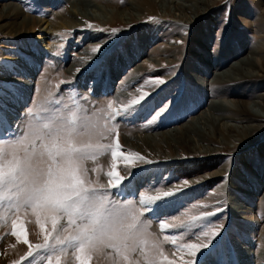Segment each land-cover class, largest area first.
Returning <instances> with one entry per match:
<instances>
[{"label": "rangeland", "instance_id": "obj_1", "mask_svg": "<svg viewBox=\"0 0 264 264\" xmlns=\"http://www.w3.org/2000/svg\"><path fill=\"white\" fill-rule=\"evenodd\" d=\"M49 1L0 0V9L12 3V8L20 13L21 20L17 23L25 21L19 29L13 30L12 19L0 17V68L5 69L0 81L5 82L9 90L4 99L7 117L4 128L11 124L8 120L10 107L22 96L29 71L36 72L37 76L26 107L21 115L17 114L21 116L18 126L26 122L27 107L36 112L37 106L49 97L60 100L55 107L74 108L78 104L89 116L103 123L111 112L107 107L110 101L113 108H120L142 92H150L143 107L125 118H118L122 151L137 152L146 160L154 161L141 163L137 160L136 168L123 160L116 161L121 175L128 176L135 171L138 177L121 199L134 200L137 207H141L139 194L156 195L179 187L182 191L167 198L166 206L147 216L149 231L155 238L162 242L165 235L171 234L177 237V245L200 243L205 238L201 236L197 240L193 233L212 228L221 234L211 252L204 250V255L199 257L201 264L205 259L207 264H264V119L250 122L259 127L260 132L244 134L237 139L230 135L233 140L223 145L219 140L230 136L210 126L204 129H211L213 139L206 135L205 140L200 141L192 135L189 141L193 145L182 144L175 146L176 149L164 143L154 145L158 153L140 152L135 145L129 146L126 142L128 137L181 127L197 115L208 114V107L214 102L228 106L221 113L229 125L241 126L246 124L240 123L242 120H254L252 115L239 112L233 101L258 102L264 106V0H212L209 6L199 8L182 20L169 11L162 13L158 0H83L89 5L86 9L90 18L73 9V0ZM127 8L136 9L137 19H122ZM102 19L107 22L102 23ZM5 24L13 29H5ZM97 45L101 46L100 50L93 52ZM254 49H260L252 69L258 76L234 85L221 84L213 78L219 68H228ZM210 62V74L204 75L208 71L202 65ZM216 63L220 64L218 69L213 68ZM198 70L202 77H194ZM155 78L165 83L152 88ZM239 93L241 96H234ZM85 95L89 99L85 100ZM166 102H173L167 111L162 107ZM251 110L264 117V108ZM108 123L111 125L112 121L109 119ZM16 124H11L5 139L12 138ZM114 137L115 133L100 142L111 144ZM203 147L213 152L208 154ZM112 163L109 152L87 161L86 166L98 170L90 171L93 180L99 174L100 183L107 185L106 173L111 170ZM246 165H251V170ZM185 168L190 169L191 174L182 177L180 173ZM214 172H219V178L207 181L208 175ZM185 180L187 185L183 184ZM246 190L254 193L251 199L240 192ZM205 212L215 215L187 229L169 231L159 226L161 221L169 225L188 224L193 217ZM13 219L24 224L30 243H40L43 239L31 208L21 209L18 215L6 208L0 209V264L39 261L37 256L22 259L28 246L18 243L11 235ZM162 251L174 264H183L190 258L171 242L163 243ZM134 259L144 264L143 257L138 254ZM61 264H78L72 250L61 256ZM89 264H113V260L99 254Z\"/></svg>", "mask_w": 264, "mask_h": 264}, {"label": "snow or ice", "instance_id": "obj_2", "mask_svg": "<svg viewBox=\"0 0 264 264\" xmlns=\"http://www.w3.org/2000/svg\"><path fill=\"white\" fill-rule=\"evenodd\" d=\"M100 48L97 45L93 52ZM4 71L0 68V75ZM164 83L163 79L155 78L151 87ZM8 92L5 82L0 81V209L6 208L18 215L21 209L31 208L43 234L40 243L32 244L24 224L18 219L12 220L11 235L18 243L28 246L22 259L37 256L39 261L33 264H61V256L72 250L78 264H89L99 254L111 257L113 264H139L134 259L137 254L143 257L144 264H158V261L159 264H174L162 251V244L171 242L178 251L186 252L190 257L183 264H201L199 257L204 255V250L211 252L215 247L214 242L221 233L212 228L193 233L197 240L203 236L202 242L181 245L176 244L175 235L167 234L161 242L149 231L148 214L154 215L160 207L166 206L167 198L175 196L181 188L156 195L139 194L141 207H137L134 200L121 199L138 177L135 171L128 176L121 175L116 161L123 160L132 168L137 167V160L141 163L154 161L146 160L137 152L122 151L118 118H125L143 107L150 92H142L120 108H113L110 101L107 107L111 112L103 123L89 116L78 104L74 108L55 107L60 100L49 97L37 106L36 112L27 107L26 122L17 127L12 138L5 139L12 128L11 124L4 128L7 120L4 99ZM84 99L89 97L85 95ZM172 103L166 102L162 107L167 111ZM113 133V143L100 142ZM109 152L113 163L106 173L107 185H104L100 183L99 174L95 180L90 177V171L98 170H90L86 162ZM183 184L187 185L188 181ZM213 215L214 212H205L200 217H193L188 224L169 225L161 221L159 226L161 230L169 231L187 229ZM109 249L111 251H106Z\"/></svg>", "mask_w": 264, "mask_h": 264}, {"label": "bare ground", "instance_id": "obj_3", "mask_svg": "<svg viewBox=\"0 0 264 264\" xmlns=\"http://www.w3.org/2000/svg\"><path fill=\"white\" fill-rule=\"evenodd\" d=\"M59 1L58 0H55V1L51 0V1H49V3H56ZM66 2H71V1L68 0ZM156 2L160 5L162 13L165 14L166 11H169L170 14L172 13L171 15L174 14L176 17L178 16L179 18H181L180 20H182L183 18L187 19L188 18L187 16H189V14L192 15V14L196 13V11H198L199 8L201 9L203 7L209 6L210 3L212 2V0H179V1L158 0ZM187 3H189V4H187ZM11 4L12 3L5 4V6L2 9H0L1 10L0 11V17H2L3 20L10 17L9 19H12L11 24L14 25V29L13 28L12 29L17 30L21 27V25L25 24V21L22 20L19 23H17L18 20L20 19V13L18 12V10L12 8L13 6ZM84 4L85 3L83 0H73L71 3V6L73 7L74 10H77L76 12H80L84 17L87 18V17H89V14H88V11L86 8L89 5L85 4L86 6H84ZM146 4H148V2ZM83 6H84V8H83ZM169 6H171V7H169ZM135 11H136V9H134V8H127L122 13V14H124V15H122L123 16L122 19L126 20V21L127 20L129 21L131 18L137 19V17L134 15ZM106 20L102 19V23L105 24V22H107ZM46 22H48V21H46ZM49 25H50V23H48L47 28H46L48 30V32L51 29V28H49ZM67 25H68V23H67ZM3 27L5 29L6 28L11 29L10 28L11 25L5 24ZM46 34H49V33H46ZM203 46L204 45H202L201 47L204 48ZM258 50L260 51V49H258ZM258 50L254 49L252 51H249V53L247 55H245L243 58L238 59L235 63L230 64V66L226 69L219 68L220 64L216 63L215 64L216 66H214L213 68H215V69L219 68V72L213 78H215L218 81V83L234 85L237 83L244 82L245 79H247V78L252 79L254 76H258V75H254V73L252 72V69L255 68V64H256L255 63V56L258 53ZM204 58L205 57L203 56L202 60ZM211 63L212 62H210L209 65H206V64L202 65L201 64L202 66H204V68H206L205 71H208V73H204V75L210 74L209 71H210ZM208 66H210V67H208ZM262 70L264 71V67H262ZM140 71L141 70H139L138 72H140ZM36 74H37L36 72L29 71L28 81L25 82L22 86V91H21L22 94H20L22 96H20L19 99L14 102L12 107H10V111L8 114V120L13 125H15L18 121H20L21 116L18 117L17 114H20L22 109L24 107H26V105H27L26 102L29 99V96H30L29 94H30L33 86H35V80H36V76H37ZM198 76L202 77V74L199 72V70H198V72H196V71L194 72V77H198ZM234 96H241V94L240 93L234 94ZM233 103H234L233 105L236 107V109L239 112L247 113L249 116L252 115L254 120L250 119L247 122L242 120V121H240V123H246V124L241 125V126L229 125L227 122H225V121H227V118L225 116H223V113H221V111L222 112L226 111L228 106L226 107L225 105L220 104V103H219V105H217V103L214 102V103H212V105H210L208 107V110H209L208 114H206V112H205L204 114L197 115V116H195V118H193V120L182 125L181 127L178 126V128H176V127L169 128L171 130H166L163 132H154L152 135L147 134V135H141L139 137L138 136H134L132 138L128 137V138H126V142L129 146L135 145V148L137 150H139L140 152H144L146 150L148 152L158 153V149L156 147H154V145L157 146L158 144L164 143L167 147H171V148L176 149L175 146H181L182 144L185 146L191 145L192 143L189 140H192V137H191L192 135L194 137H198L200 139V141L205 140L204 137L206 135H208L209 139L210 138L213 139L211 132H210L211 129L210 130L204 129L206 126H210L211 128H215L218 132L225 131L229 136L230 135L233 136L234 139H237L244 134L260 132L261 130L259 129V127H257L256 125H253V123H250V122L256 121V120L260 121V120L264 119V117L257 115L256 113H253L251 108H255V107L264 108V106L258 102H253L252 104H248V103H245L241 100L233 101ZM209 113L211 114V116L209 115ZM221 122H223L222 126H220ZM203 133H204V135H203ZM231 136L229 137V139L223 138V140H219L218 143L223 145L225 141L233 140V138ZM193 149H194V147H193ZM202 149H204L205 152H208V154L213 152V150H211L208 147H205V148L203 147ZM250 166L251 165H248V166L246 165V168L248 170H251ZM221 174H222V172H221ZM208 176H209V179L207 177V181H210L213 179H218L219 178L218 176H220V175H219V172H214L212 174H209ZM259 177H260V175H259ZM240 192L244 193L246 195V197H248V199H251L253 194H254L253 192L248 191V190L240 191ZM236 210H237V208H236ZM207 263H208L207 259H205L202 262V264H207Z\"/></svg>", "mask_w": 264, "mask_h": 264}, {"label": "trees", "instance_id": "obj_4", "mask_svg": "<svg viewBox=\"0 0 264 264\" xmlns=\"http://www.w3.org/2000/svg\"><path fill=\"white\" fill-rule=\"evenodd\" d=\"M182 171H183V172L180 173V175H181L182 177H186V176H188L189 174H191L190 169H188V168H185V169L182 170Z\"/></svg>", "mask_w": 264, "mask_h": 264}]
</instances>
